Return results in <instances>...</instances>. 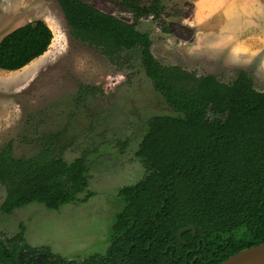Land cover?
<instances>
[{
  "label": "trees",
  "instance_id": "obj_1",
  "mask_svg": "<svg viewBox=\"0 0 264 264\" xmlns=\"http://www.w3.org/2000/svg\"><path fill=\"white\" fill-rule=\"evenodd\" d=\"M120 1L131 21L83 0H56L70 35L112 63L137 50L154 89L176 112L147 121L135 151L145 174L118 190L124 205L111 226L107 264H217L264 242V91L242 69L226 83L211 73L197 75L160 63L149 34L137 24L143 17H158L162 0ZM52 38L42 19L17 26L0 39V69L22 68L42 55ZM0 184L3 213L31 202L57 209L86 190V161L46 153L17 158L6 145L0 149ZM186 226H194L195 233L183 232V244L176 233ZM22 241V225L5 240L15 249L36 251ZM9 250L0 246V264H19L14 249L10 256ZM102 259L95 253L86 262Z\"/></svg>",
  "mask_w": 264,
  "mask_h": 264
},
{
  "label": "rangeland",
  "instance_id": "obj_2",
  "mask_svg": "<svg viewBox=\"0 0 264 264\" xmlns=\"http://www.w3.org/2000/svg\"><path fill=\"white\" fill-rule=\"evenodd\" d=\"M131 21L120 0H83ZM147 4L149 0H135ZM194 0H162L158 17H143L137 29L149 34L155 58L197 75L211 73L230 83L247 62L258 66L256 51H232L194 25ZM42 19L51 28L48 49L15 74L0 69V149L9 145L14 157L46 153L66 161L83 156L89 175L86 190L57 209L31 202L11 214L0 210V242L20 231L30 246L82 261L109 247L115 214L124 205L118 190L145 174L135 155L154 115H175L146 76L139 52H124L112 63L96 48L69 33L56 0H0V39L28 21ZM257 69V68H256ZM15 71V70H12ZM9 72V73H7ZM264 91V74L248 72ZM87 192L93 194L84 198ZM5 189L0 184V204Z\"/></svg>",
  "mask_w": 264,
  "mask_h": 264
},
{
  "label": "crops",
  "instance_id": "obj_3",
  "mask_svg": "<svg viewBox=\"0 0 264 264\" xmlns=\"http://www.w3.org/2000/svg\"><path fill=\"white\" fill-rule=\"evenodd\" d=\"M192 7L188 25H194L200 31L208 30L207 35L210 33L214 37L213 43L233 44L231 49L235 53L239 50L256 51L264 44V0H194ZM257 44L260 45L257 47ZM256 56L259 57L258 66L247 62L243 68L252 75L259 70L262 75L264 51L250 54L247 60Z\"/></svg>",
  "mask_w": 264,
  "mask_h": 264
},
{
  "label": "flooded vegetation",
  "instance_id": "obj_4",
  "mask_svg": "<svg viewBox=\"0 0 264 264\" xmlns=\"http://www.w3.org/2000/svg\"><path fill=\"white\" fill-rule=\"evenodd\" d=\"M87 174H88V170H87ZM88 181H89V175H88ZM7 238H9V237H7ZM185 243H186V241H185ZM21 244H28L24 241V234H23V241ZM0 246L2 247V251H7L8 249H10L7 252L8 256H10L12 254L11 251L14 249V254H15L16 259L19 262V264H88L86 262V260L90 256L89 255L87 258H84L82 261L73 262L72 260L60 255L59 253H55V252L51 251L48 246L37 247V246H30L29 245L30 248L36 249L35 252H32V250H29L28 248H24L23 246H21L22 248H16L15 249L13 247L14 246L13 244L8 245V244H6L5 241L0 242ZM108 246L109 247L107 248V250L105 251L104 254L97 253V254L102 255V257H103V259L99 262V264H107V262H108L107 254H108V251H109L110 246H111L110 243ZM46 248H48V249L45 250ZM53 254L60 255L63 258V260H56V258L54 257ZM108 258L110 259V257H108ZM109 262H111V260H109Z\"/></svg>",
  "mask_w": 264,
  "mask_h": 264
},
{
  "label": "water",
  "instance_id": "obj_5",
  "mask_svg": "<svg viewBox=\"0 0 264 264\" xmlns=\"http://www.w3.org/2000/svg\"><path fill=\"white\" fill-rule=\"evenodd\" d=\"M188 230L195 233L194 226H186L177 231L179 242L185 243L181 234ZM217 264H264V242L241 249Z\"/></svg>",
  "mask_w": 264,
  "mask_h": 264
},
{
  "label": "bare ground",
  "instance_id": "obj_6",
  "mask_svg": "<svg viewBox=\"0 0 264 264\" xmlns=\"http://www.w3.org/2000/svg\"><path fill=\"white\" fill-rule=\"evenodd\" d=\"M24 67H25V66H24ZM22 68H23V67H22ZM22 68H21V69H22ZM19 70H20V69H19ZM19 70L11 71V73H12V74H15V73H16L17 71H19ZM7 73H9V72H7Z\"/></svg>",
  "mask_w": 264,
  "mask_h": 264
}]
</instances>
